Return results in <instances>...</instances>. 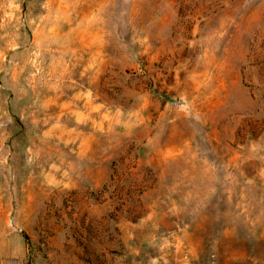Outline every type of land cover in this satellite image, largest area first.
<instances>
[{
    "label": "rangeland",
    "instance_id": "obj_1",
    "mask_svg": "<svg viewBox=\"0 0 264 264\" xmlns=\"http://www.w3.org/2000/svg\"><path fill=\"white\" fill-rule=\"evenodd\" d=\"M0 264H264V0H0Z\"/></svg>",
    "mask_w": 264,
    "mask_h": 264
}]
</instances>
